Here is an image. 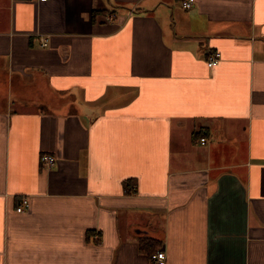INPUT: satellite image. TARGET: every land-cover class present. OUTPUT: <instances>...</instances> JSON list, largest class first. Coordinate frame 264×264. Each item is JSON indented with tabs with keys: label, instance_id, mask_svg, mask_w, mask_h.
I'll list each match as a JSON object with an SVG mask.
<instances>
[{
	"label": "crops",
	"instance_id": "0c3cea01",
	"mask_svg": "<svg viewBox=\"0 0 264 264\" xmlns=\"http://www.w3.org/2000/svg\"><path fill=\"white\" fill-rule=\"evenodd\" d=\"M143 234L264 264V0H0V264H152Z\"/></svg>",
	"mask_w": 264,
	"mask_h": 264
},
{
	"label": "built area",
	"instance_id": "2783aa9c",
	"mask_svg": "<svg viewBox=\"0 0 264 264\" xmlns=\"http://www.w3.org/2000/svg\"><path fill=\"white\" fill-rule=\"evenodd\" d=\"M43 1V0H40ZM195 0H181V4L184 9H189L194 4ZM110 21L115 19V15H110L108 18ZM47 45V39H43L42 46ZM222 59V54L219 51H213L208 53L206 57V64L208 67L213 68L215 67ZM199 142L201 144H205L207 142L205 137H200ZM40 161L42 163L43 167L51 168L56 164V157L52 154L45 153L41 156ZM28 200L23 199L21 202V205L17 208V210L20 212L24 210L26 206H28ZM98 238V236H97ZM152 261L154 264H166L167 257L166 253L163 249H159L157 252H155L152 255Z\"/></svg>",
	"mask_w": 264,
	"mask_h": 264
},
{
	"label": "trees",
	"instance_id": "16d2710c",
	"mask_svg": "<svg viewBox=\"0 0 264 264\" xmlns=\"http://www.w3.org/2000/svg\"><path fill=\"white\" fill-rule=\"evenodd\" d=\"M201 135H203L202 131L194 133V139H198ZM131 181L132 179H127L126 181H124V186H129V183ZM138 244L140 251L147 254L150 262L154 264L152 261V255L160 249L162 242L149 235L143 234L138 237Z\"/></svg>",
	"mask_w": 264,
	"mask_h": 264
}]
</instances>
